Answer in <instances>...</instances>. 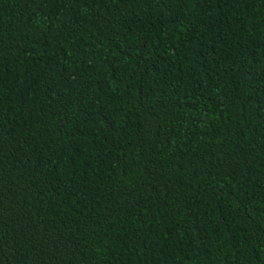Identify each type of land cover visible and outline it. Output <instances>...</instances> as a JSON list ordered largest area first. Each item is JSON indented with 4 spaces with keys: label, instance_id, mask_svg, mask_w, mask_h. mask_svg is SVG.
Segmentation results:
<instances>
[{
    "label": "trees",
    "instance_id": "trees-1",
    "mask_svg": "<svg viewBox=\"0 0 264 264\" xmlns=\"http://www.w3.org/2000/svg\"><path fill=\"white\" fill-rule=\"evenodd\" d=\"M0 264H264V0H0Z\"/></svg>",
    "mask_w": 264,
    "mask_h": 264
}]
</instances>
